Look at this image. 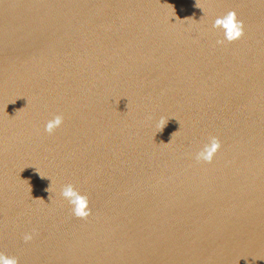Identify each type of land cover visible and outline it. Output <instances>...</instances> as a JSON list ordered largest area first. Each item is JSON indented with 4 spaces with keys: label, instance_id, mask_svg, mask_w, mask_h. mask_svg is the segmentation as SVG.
I'll return each instance as SVG.
<instances>
[{
    "label": "water",
    "instance_id": "water-1",
    "mask_svg": "<svg viewBox=\"0 0 264 264\" xmlns=\"http://www.w3.org/2000/svg\"><path fill=\"white\" fill-rule=\"evenodd\" d=\"M0 264H264V0H0Z\"/></svg>",
    "mask_w": 264,
    "mask_h": 264
}]
</instances>
